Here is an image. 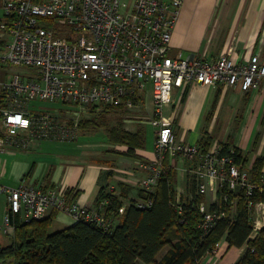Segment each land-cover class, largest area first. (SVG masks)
<instances>
[{
	"label": "built area",
	"instance_id": "built-area-1",
	"mask_svg": "<svg viewBox=\"0 0 264 264\" xmlns=\"http://www.w3.org/2000/svg\"><path fill=\"white\" fill-rule=\"evenodd\" d=\"M180 7L181 0H0V154L27 151L35 142L76 139L77 122L35 110L32 103L131 110L140 102L139 94L149 89L155 160L143 167L148 175L142 184L148 193H153L167 154L197 161L192 175L199 194L208 185L216 191L215 184L227 183V192L242 189L248 200L255 193L264 195V175L255 183L232 152H203L196 145L178 142L172 119L165 115L175 88L222 86L247 92L264 85V63L257 55L237 62L232 45L209 60L196 55L171 57L170 38ZM10 66L26 69L10 75ZM1 191L6 196L0 224L5 236L12 233L15 216L39 221L49 211L66 215L72 225H94L105 235L113 230L105 215L106 203L91 209L68 202L57 189L24 182ZM257 205L264 208V202H248L252 211ZM151 206L147 199L135 207ZM173 207L181 216L180 204ZM197 210L204 232L225 215L202 203Z\"/></svg>",
	"mask_w": 264,
	"mask_h": 264
},
{
	"label": "crops",
	"instance_id": "crops-1",
	"mask_svg": "<svg viewBox=\"0 0 264 264\" xmlns=\"http://www.w3.org/2000/svg\"><path fill=\"white\" fill-rule=\"evenodd\" d=\"M229 45L234 47L237 62L243 63L249 56L257 55L264 63V0H181L179 18L170 38L175 55L180 54L182 58L196 55L209 60L219 56ZM139 96L140 102L131 110V117L136 120L122 121L123 126L119 125L124 131L141 137L142 145L134 149L136 158L123 155L128 146L109 140L89 147L78 145L77 140L73 143L35 142L27 151L9 150L0 154V193L4 194L2 187L15 188L24 182L43 189L56 188L68 202L91 209L96 206L101 189L116 197L125 209L131 202L141 200L143 194L138 184L147 173L140 166L152 161L154 156L153 143H146L142 136L146 133L145 125L150 123L149 89ZM167 110L170 117L177 114L175 134L179 142L196 145L205 152L214 149L219 141L224 144L228 140L226 144L230 148L240 151L250 176L257 159H262L260 174L264 175V85L247 92L222 86L175 88ZM221 133L227 134L226 139H220ZM165 165L174 171L173 190L177 202L185 204L200 196V203L208 209L217 203L216 191L208 185L206 192L199 194L194 176L188 173L197 165L196 160L166 158ZM5 212L6 205L0 211V224ZM123 213L111 218L113 227L120 223ZM231 217L234 218V210ZM251 220L257 228L250 236L253 239L264 228L262 206L254 207ZM70 226L72 221L66 215L54 213L50 228L60 231ZM8 243L9 237L0 231V246ZM246 250V246L228 247L222 238L215 253L205 255L200 264H236ZM165 252L166 249L157 259Z\"/></svg>",
	"mask_w": 264,
	"mask_h": 264
},
{
	"label": "trees",
	"instance_id": "trees-1",
	"mask_svg": "<svg viewBox=\"0 0 264 264\" xmlns=\"http://www.w3.org/2000/svg\"><path fill=\"white\" fill-rule=\"evenodd\" d=\"M108 140L128 146L123 155L130 158H136L134 149L142 145L139 135L126 132L120 126L108 130ZM230 152L236 163L243 161L240 151L228 144L220 150L223 155ZM261 166L262 159H257L252 167L250 177L255 183L261 176ZM173 185L174 173L163 175L154 194L149 196L152 206L139 210L131 202L109 235L86 223L51 232L54 211L39 221H24L15 216L9 243L0 246V264H200L222 238L228 247H247L236 264H264V228L250 239L252 208L248 207L249 201H264L263 194L255 193L248 200L242 189L234 193L227 192V188L218 190L217 203L210 205L209 210L225 215L204 232L199 228L202 215L197 210L201 197L195 196L188 203L180 204L182 215L177 216L173 208ZM224 194L227 200H223ZM104 201L106 217L117 216L121 202L101 189L96 205ZM164 249L166 252L157 259Z\"/></svg>",
	"mask_w": 264,
	"mask_h": 264
},
{
	"label": "rangeland",
	"instance_id": "rangeland-1",
	"mask_svg": "<svg viewBox=\"0 0 264 264\" xmlns=\"http://www.w3.org/2000/svg\"><path fill=\"white\" fill-rule=\"evenodd\" d=\"M127 2H131L132 0H126ZM0 16H2V12L0 11ZM177 53L172 52L170 54L171 57H175ZM183 57H187L186 55H183ZM23 69L26 68H20V67H8L7 68V73L10 75L16 74V73H20L21 71H23ZM3 80V79H1ZM32 106H34V109L37 110L38 108H40L42 111L45 112H49V113H54L53 115H58V117L62 118V119H66L67 121L70 122H77V136L76 139L73 142H76L77 140V144L80 146H94L97 144H105L108 141V130L113 128L116 130L117 127H119V125L123 126V122L122 121H129L130 119H132L133 121L136 120V118L134 116L131 117L132 115V109L131 110H126V109H112V108H105L102 107L101 105H88L86 107L83 108H74V107H69L66 105H60V104H54V105H50V104H46V103H40V102H36V103H32ZM168 108V107H167ZM167 108H166V112L165 115L166 117H169V112L167 114ZM175 114L174 116L171 115V119H172V123H173V127H174V132L176 133V127H175V118H176ZM131 121V120H130ZM150 122V121H149ZM150 124V123H149ZM145 125L146 126V133L143 134V139H145V142H152L154 144V139L155 138V133L154 130L151 126V124L149 125ZM177 134V133H176ZM175 134V135H176ZM81 135V136H80ZM220 135V139H224L223 137H225L227 134H219ZM80 136V138H79ZM214 136H216V134H214ZM217 137V136H216ZM79 138V139H78ZM177 138V136H176ZM204 139V138H203ZM215 141V140H213ZM70 142V143H73ZM179 142V141H178ZM226 142H228V140H225V143L223 144L222 142H218V144H216V147L212 150H217V149H221L223 145L226 144ZM220 143V144H219ZM186 144V143H184ZM222 144V145H221ZM189 145V144H187ZM192 146V145H190ZM219 146V147H218ZM153 148V146H152ZM211 150V149H210ZM153 160L146 163V164H141L140 168H142L143 170H145L143 167L154 162L155 160V155H154V151H153ZM174 157H180L185 161H190L189 159H187L186 157H183L181 155H176L173 157H169L167 154L164 156L163 161L161 162V169H162V173L161 175L157 178L156 180V186L154 187L153 193H148V191L145 189V186L142 184V181L147 177L148 172L146 171L147 175L146 177L138 184L139 188L142 191L143 194V198H141V200H138L136 202H132L134 207L136 206L137 203L145 201L147 199H151L149 196L154 194L155 189L157 187V184L160 180V178L164 175H166L169 172L174 173V171L172 170V168L170 169L167 165H165V160L166 158H174ZM198 164L194 165L193 168L188 170L189 175L193 174L192 171L193 170H197ZM167 172V173H166ZM191 173V174H190ZM195 180V178H194ZM196 183V180H195ZM222 188H227V183H222V184H215V190H222ZM49 189H56V188H49ZM228 189V188H227ZM47 190V189H44ZM5 198V199H4ZM206 200H208L207 197H205ZM152 200V199H151ZM177 201L174 200V204ZM264 202V201H262ZM75 203V202H73ZM101 203H106V201L101 202ZM107 204V203H106ZM131 204V203H130ZM178 204H181L178 202ZM6 205V196L4 194L0 193V211H3V209L5 208ZM98 205H96L94 208L92 209H96ZM89 208V207H88ZM136 208V207H135ZM174 208V207H173ZM125 208H121L118 212V214H120L121 212L124 211ZM138 209V208H137ZM141 210V209H139ZM48 216V215H47ZM113 217V216H112ZM109 218V217H107ZM110 223L112 224V219L109 218ZM113 227V225H112ZM55 230L59 231L57 228H50V231L55 232Z\"/></svg>",
	"mask_w": 264,
	"mask_h": 264
}]
</instances>
